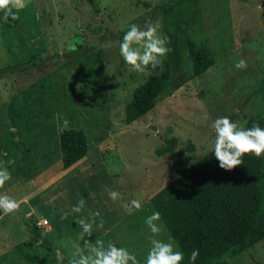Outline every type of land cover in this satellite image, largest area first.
Here are the masks:
<instances>
[{
  "label": "rangeland",
  "instance_id": "374dc122",
  "mask_svg": "<svg viewBox=\"0 0 264 264\" xmlns=\"http://www.w3.org/2000/svg\"><path fill=\"white\" fill-rule=\"evenodd\" d=\"M94 1L98 13L88 0H27L15 27L0 23V162L12 175L0 195L20 203L0 219V264H69L78 247L96 239L127 248L144 264L149 199L213 149L216 118L244 127L264 112L256 93L264 71V0H107V7ZM154 7H162L156 17ZM147 22L159 23L171 40V76L154 106L126 123L125 104L145 75L130 70L119 42L130 25ZM188 40L213 63L200 76L192 74ZM240 60L246 68L235 67ZM57 113L69 120L67 129L84 132L88 146L66 170ZM171 140L181 151L176 164L157 152ZM80 198L86 205L77 214L71 209ZM134 199L142 208L129 212L125 205ZM80 219L95 221L84 240ZM43 220L47 225L38 226ZM167 235L165 228L153 238ZM224 264H264V239Z\"/></svg>",
  "mask_w": 264,
  "mask_h": 264
},
{
  "label": "trees",
  "instance_id": "16d2710c",
  "mask_svg": "<svg viewBox=\"0 0 264 264\" xmlns=\"http://www.w3.org/2000/svg\"><path fill=\"white\" fill-rule=\"evenodd\" d=\"M88 2L98 13L95 1ZM161 8L154 7L152 16L156 17ZM2 16L0 13V23L6 28L16 26V21L4 23ZM186 45L192 74L200 76L213 63L207 51L197 48L190 40ZM163 68V72L157 69L145 76L144 82L133 89L124 107L126 123L142 117L154 106L171 76L166 59ZM256 93L264 104V71ZM8 110L10 120H13L15 111L11 103ZM254 124L264 128V112L250 116L244 128ZM56 137L62 170L70 168L87 154L86 136L82 130L65 129L61 132L59 128ZM173 142H167L157 152L168 154L176 164L181 151L175 150ZM243 161L241 166L225 171L219 167L212 149L189 164L149 199L152 209L161 214L168 234L184 253L183 264H190L189 257L194 250H199L194 264H224L228 258L264 239V155L256 158L248 154ZM25 177L29 180L35 175L26 174ZM31 231L37 238L35 225ZM60 264L67 263L61 259Z\"/></svg>",
  "mask_w": 264,
  "mask_h": 264
},
{
  "label": "clouds",
  "instance_id": "9594fccd",
  "mask_svg": "<svg viewBox=\"0 0 264 264\" xmlns=\"http://www.w3.org/2000/svg\"><path fill=\"white\" fill-rule=\"evenodd\" d=\"M26 6L27 0H0V13H3V22L18 20L19 11ZM107 6V0H105L101 7ZM160 27L159 23L152 22H147L144 28L132 24L123 35L119 42V54L131 71L145 76L151 75L157 69L163 72V61L172 49L168 47L171 43L170 38L160 31ZM235 67L244 69L247 65L244 60H240L235 64ZM56 118L58 121H62L60 131L63 132L68 128L70 122L60 113H57ZM211 128L215 132L213 153L221 169L231 171L241 166L244 162L243 157L248 154L254 155L256 158L264 155V128L258 124L244 128L225 116L216 118L212 122ZM7 163L14 164L15 161L9 160ZM11 179L12 175L8 167L0 162V189H3ZM110 197L116 200L119 193L110 191ZM85 205L86 201L80 198L71 211L78 214ZM19 208L20 203L16 199L8 195H0V211L5 215L13 214ZM125 208L129 212L133 209L139 211L142 208V202L134 199L130 205L126 204ZM94 215L98 217L100 214L96 212ZM93 223L95 221L91 223L84 219L78 221L82 229L81 240L93 234ZM144 223L152 234L150 237L151 247L147 252L144 264H183L184 253L179 250L177 242L170 234L167 235L166 241L153 238L165 233L161 214L154 211L145 218ZM96 227L102 229L104 221L101 219ZM198 256L199 250L192 251L189 257L190 264H194ZM69 264H140V261L127 248L117 247L112 242L105 245L104 241L96 239L94 244L87 243L83 249L78 247L73 258L69 260Z\"/></svg>",
  "mask_w": 264,
  "mask_h": 264
},
{
  "label": "built area",
  "instance_id": "2783aa9c",
  "mask_svg": "<svg viewBox=\"0 0 264 264\" xmlns=\"http://www.w3.org/2000/svg\"><path fill=\"white\" fill-rule=\"evenodd\" d=\"M38 226H46L47 225V221L43 220L42 222L37 223Z\"/></svg>",
  "mask_w": 264,
  "mask_h": 264
},
{
  "label": "water",
  "instance_id": "95a60500",
  "mask_svg": "<svg viewBox=\"0 0 264 264\" xmlns=\"http://www.w3.org/2000/svg\"><path fill=\"white\" fill-rule=\"evenodd\" d=\"M55 257L57 258V259H59L60 258V256L55 252Z\"/></svg>",
  "mask_w": 264,
  "mask_h": 264
},
{
  "label": "crops",
  "instance_id": "0c3cea01",
  "mask_svg": "<svg viewBox=\"0 0 264 264\" xmlns=\"http://www.w3.org/2000/svg\"><path fill=\"white\" fill-rule=\"evenodd\" d=\"M3 218V212H2V216H1V218L0 219H2Z\"/></svg>",
  "mask_w": 264,
  "mask_h": 264
}]
</instances>
